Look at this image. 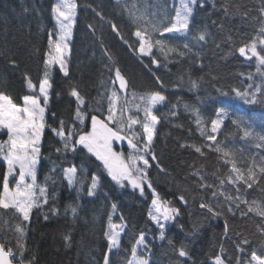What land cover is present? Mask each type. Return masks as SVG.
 <instances>
[{
  "label": "trees",
  "instance_id": "16d2710c",
  "mask_svg": "<svg viewBox=\"0 0 264 264\" xmlns=\"http://www.w3.org/2000/svg\"><path fill=\"white\" fill-rule=\"evenodd\" d=\"M74 3L77 15L69 43L68 75L56 65L51 68L46 127L37 167L39 184L51 177L47 182L48 202L34 208L29 221H22L11 209H0V243L6 250H12L13 261L21 264L23 251V264H104L108 251L104 232L113 204L117 210L112 222L126 224V228L119 250L109 254L110 264H128L141 233L145 237L144 250L138 248L137 255H150L148 264H214L211 260L217 255L224 264H238V260L239 264H247L253 249L264 254L261 231L264 218L248 212L245 203H239L238 208L233 204V211L228 212V202L219 195L220 180H224L222 190L226 194L233 197L239 194L241 200L249 204L255 201L264 207V175L257 172V183L252 188L239 183L237 193L236 186L227 183L231 169V164L225 163L228 158L215 151L219 144L235 153L237 166L245 175L253 163L257 166L264 163L261 159L264 149L255 146L258 141L243 138L231 122L233 118L243 119L255 133L264 134V95L258 93L256 103L246 104L233 92V89L254 92L256 86L264 92V68L258 67L255 58L248 60L238 52L239 47L250 44L260 34L259 29L264 25V0H204V7L198 3L187 39L171 41L180 50L183 43L189 42L193 51L183 57L173 53L165 60L154 49L159 67L151 63V57H141L134 51L139 44L133 35L135 25L128 15V10H132L130 0L120 3L74 0ZM55 4V0H0V92L18 105L28 94L26 77L35 85L43 78L45 53L49 51V36L54 29ZM112 24L117 26L119 36L113 32ZM200 32L208 34L206 42L197 43ZM259 51L264 49L259 46ZM117 68L127 81V89L118 92L119 106L127 107L128 114L140 119L143 114L136 112V105L143 107L141 97L153 92L168 95L173 86L178 91L171 102L154 110L159 122L151 153L147 155L152 188L145 186L143 195L137 189L117 185L101 162L86 150L64 151L60 138L52 131L59 129L61 121L65 129L74 125L77 132L90 131L92 115L104 119ZM193 81L197 84L195 89ZM73 88L85 101L84 125L75 120L77 101L70 95ZM194 110L200 114L204 131L211 126L218 110L229 113L216 134L217 141L211 142L207 135H201ZM134 130L142 135L139 125ZM6 137L7 133L2 131L1 141ZM182 144L200 146L204 154L181 147ZM126 147L121 148L125 156L129 152ZM73 165L83 183L70 188L63 175L64 169ZM5 170L6 165L0 159V187ZM94 174L100 187L90 197L87 188ZM202 183L213 187L201 188ZM153 189L161 201H168L179 210V215L163 229L164 239L160 238L162 230L148 215ZM213 191L217 192L215 198ZM181 196L186 203L181 201ZM201 203H211L214 208L220 205L223 215L213 216L200 207ZM17 225L23 227V236L16 232ZM244 240L248 243L243 244ZM18 243L25 248L21 250ZM238 245L243 252L238 251ZM181 247L188 252L187 257L179 256Z\"/></svg>",
  "mask_w": 264,
  "mask_h": 264
},
{
  "label": "snow or ice",
  "instance_id": "6c2138e0",
  "mask_svg": "<svg viewBox=\"0 0 264 264\" xmlns=\"http://www.w3.org/2000/svg\"><path fill=\"white\" fill-rule=\"evenodd\" d=\"M120 3V0H117ZM199 3L200 7H204V0H176L174 3L175 15L171 17L170 23L165 26L167 13L164 18H159V15L153 13L152 18L149 19L145 13L137 12L136 10H128L130 21L135 25L136 30L133 35L137 38L139 47L134 49L141 57H151V63L160 66L159 60L154 55V49L158 50L167 60L170 54L175 53L181 57L193 51L192 45L189 42L183 43V50L173 45L171 41L180 38L187 39L190 31L191 18L194 14L195 6ZM77 5L74 0H58L53 6L52 13L59 25V33L55 38V42L50 34L49 36V52L45 53V72L43 78L39 82L38 94L24 95L22 103L17 104L9 96L0 92V131L6 130L7 139L0 142V159L7 165V170L3 174L2 187H0V209L13 210L19 215L22 221H29L30 214L34 208H40L48 202V188L47 182L51 177H46L44 184H39L37 177V164L41 152V139L46 127L45 114L49 104V89L50 74L53 65H58L59 70L65 75H68L67 64L65 57L69 52L68 40L71 39L72 26L74 24V17L76 15L75 9ZM97 15H101L99 12ZM103 18V17H102ZM112 30L118 36L120 32L115 24H112ZM259 35L256 36L248 45L238 48L240 56L248 60L255 58L258 67L264 66V52L258 50V45L264 49V25L259 29ZM158 34V36H157ZM165 34L169 37L165 39ZM206 32H200L196 37L197 43L206 42ZM127 43V41H125ZM131 48V46H130ZM198 55V53H197ZM147 66V65H146ZM27 87L35 93L36 86L30 79L26 77ZM119 82V90L124 92L127 89V81L121 75L117 68L115 71V81ZM197 87L196 82H192V88ZM235 95L244 100L246 104H254L257 102V94L264 95L260 86H256L254 92L248 90L240 92L233 89ZM72 97L77 101V109L75 113V120L79 121L81 125L85 124V113L83 106L84 99L79 92L73 88L70 92ZM227 95V93H224ZM166 97L160 92H153L147 97H141L143 104L136 105V112L143 114V119L137 115L128 114L130 109L119 106L120 97L117 91H112L107 96L108 100V115L104 119L96 115L91 116L90 131L77 132L75 126H70L65 129L64 121L60 122L59 129H52L53 133L60 138L64 151L71 150L76 152L78 150H86L87 153L94 156L96 160L100 161L107 175L121 188L125 187V181L131 185L133 189H138L141 195L144 194V185L149 189L152 188L151 182L148 178L147 168L149 161L146 155L151 153V145L156 133V125L159 122L157 115L154 114V109L157 105L164 102ZM187 109V105L185 106ZM195 111V110H194ZM119 112V115H118ZM196 114V125L200 128L201 135H204V129L201 127L202 120L198 111ZM175 115V112L172 113ZM125 116L127 119L125 121ZM229 118L226 111L218 110L216 118L211 120V133L206 136L209 141H217V133L224 121ZM232 124L236 129L242 133L243 138H251L258 141L256 147L264 149V134H257L247 122L240 118H233ZM109 124H115L114 129ZM139 125L142 128V135L134 130L135 126ZM127 129V131H126ZM121 133H124L123 135ZM127 140L129 153L125 157L122 153L113 150V141ZM143 141V142H142ZM181 147H190L196 153L203 155L202 148L196 145H181ZM61 149H57L60 152ZM215 151L222 153L224 157L228 158L225 163L231 164L230 175L227 178V183L236 186L237 193H239L238 184L243 182L248 188H252L253 184L257 183V172L264 175V163L257 166L253 163L247 169V175L242 169L237 166L235 153L226 151L222 146L217 144ZM155 160V155H152ZM264 161V157L261 158ZM143 165V167H141ZM18 169V174H17ZM55 171V169L53 170ZM196 174V173H194ZM232 174H235L234 176ZM64 180L70 188L77 184H82L83 181L78 175V169L73 165L70 168L64 169ZM15 179V185L10 186V180ZM203 180V177H200ZM225 181L220 180L221 190L219 195L223 196L228 202V212L233 211L232 205L238 208L239 203L248 205V212L264 218V207L253 201L251 204L247 200H241L240 195L235 197L226 194L222 189ZM100 187V181L97 175H92L91 182L87 188L88 196H94ZM212 185L206 183L201 184V188H211ZM79 191V189H77ZM152 206L153 210H149V218L158 225L162 230L160 238L164 239L163 229L168 221L174 220L175 216L179 215L177 208L170 207L168 202H162L159 199L155 190H152ZM217 196V192L213 191V198ZM184 201V197H180ZM186 203V201H184ZM202 209H207L213 216L219 217L223 215V208L217 205L215 208L211 203H201ZM117 205H112V213L108 218V228L104 235L108 242V252L104 255V264H110L109 254L115 249L119 250L121 243V236L126 228V224H116L112 222V215L116 212ZM73 215L76 209H72ZM161 218L165 223L161 222ZM47 219V217H45ZM123 220V217H121ZM16 232L23 236V227L17 225ZM227 230V226H226ZM264 234V229L261 230ZM67 241V237L65 238ZM247 244L248 241H242ZM145 244L144 234L136 240L135 245L131 250V259L128 264H148L144 259L137 256L138 247ZM18 247L23 250L25 245L18 243ZM238 251L243 252L244 249L238 245ZM21 264H23V251L20 253ZM180 257H187L188 252L181 247L179 249ZM14 253L11 249H5L0 245V264H13ZM214 264H224V260L220 255L215 256ZM239 264V260H238ZM247 264H264V254L258 253L255 249L252 250L250 260Z\"/></svg>",
  "mask_w": 264,
  "mask_h": 264
},
{
  "label": "rangeland",
  "instance_id": "374dc122",
  "mask_svg": "<svg viewBox=\"0 0 264 264\" xmlns=\"http://www.w3.org/2000/svg\"><path fill=\"white\" fill-rule=\"evenodd\" d=\"M55 2L57 3L58 2V0H55ZM174 3H176V0H130V7H131V9L133 10H136L137 12H142V13H145L147 16H148V18L149 19H151L152 18V15H153V13H156V14H158L159 15V18H161V19H163L164 18V14L165 13H167V19L165 20V26H167L169 23H170V21H171V17L172 16H174L175 15V7H174ZM75 12H76V9H75ZM76 15H77V12H76ZM76 15H75V17H74V22H75V19H76ZM53 24H54V29L52 30V32H51V36H52V39H53V41L55 42V38H56V36H57V34L59 33V25L56 23V20H55V18H54V16H53ZM74 26H75V23L73 24V26H72V33H73V29H74ZM72 36H73V34L71 35V39H72ZM157 36H158V34H157ZM166 36H169V34H165V37ZM71 39L70 40H68L67 41V43H68V45H69V43H70V41H71ZM258 50H259V45H258ZM49 51H50V49H49ZM48 51V52H49ZM69 52H70V45H69ZM69 52H68V55L65 57V62H66V64H67V60H68V58H69ZM56 66H58V65H56ZM59 67V66H58ZM68 67V66H67ZM262 68H264V66H262ZM33 83V82H32ZM34 84V83H33ZM35 85V84H34ZM36 86V89H35V93H33V91L32 90H29L28 89V87H27V84H26V89H28V94H26V95H30V94H38V86H39V84L38 85H35ZM112 91H117V94H118V92H119V82L118 81H116L115 82V87H114V89L112 90ZM49 92H50V89H49ZM162 94V93H161ZM168 95H165V94H162V95H164L165 97H166V99H165V101L164 102H162L160 105H157L156 106V108L157 107H160V106H162L163 104H165V103H167V102H171L174 98H176L177 97V95H178V91L176 90V88L173 86V87H171V91H169L168 93H167ZM155 108V109H156ZM154 109V110H155ZM47 112V111H46ZM227 112V111H226ZM228 113V112H227ZM155 114V113H154ZM229 114V113H228ZM45 116H46V114H45ZM216 118V117H215ZM5 133H7L6 132V130H3ZM2 131H0V133H1ZM205 134L204 135H209V134H212L211 133V126L208 128V129H205ZM218 133V132H217ZM217 133H215V135L217 134ZM43 136V135H42ZM217 136V135H216ZM6 139H7V137H6ZM0 142H2L1 141V138H0ZM212 142V141H211ZM42 143V142H41ZM126 149H128V146L126 147ZM113 150L114 151H116V152H118V153H122L123 155H124V152H123V149H116L114 146H113ZM128 151H129V149H128ZM129 153V152H128ZM148 155V154H147ZM147 155H146V159H147ZM125 156V155H124ZM94 157V156H93ZM125 157H127V156H125ZM95 158V157H94ZM38 160H39V158H38ZM6 165V164H5ZM37 167H38V164H37ZM141 167H143V165H141ZM68 168H70V167H68ZM67 169V168H66ZM6 170H7V165H6ZM5 170V171H6ZM17 174H18V169H17ZM66 183H67V181H66ZM125 183V185L126 186H128V187H130V188H132L131 187V185H129V184H127V181H125L124 182ZM15 185V179H11L10 180V186H14ZM145 186H147L146 184L144 185V187ZM148 187V186H147ZM133 189V188H132ZM138 190V189H137ZM139 191V190H138ZM153 199V198H152ZM162 202H164V201H162ZM166 202H168V201H166ZM168 204H169V206L170 207H173V205L170 203V202H168ZM174 208V207H173ZM153 210L154 211V209H153V206H152V200H151V205H150V208H149V210ZM148 213H149V211H148ZM161 222L162 223H165L164 221H163V219L161 218ZM167 223H169V221L168 222H166V224H165V226L167 225ZM116 224H119V223H116ZM142 248L143 249V247H144V245H142V246H139L138 248ZM139 250V249H138ZM144 250V249H143ZM108 252V251H107ZM139 258H141V259H144V260H146L147 262H149L150 260H151V256L150 255H148V254H139V255H137ZM211 262L212 263H214V259L213 260H211Z\"/></svg>",
  "mask_w": 264,
  "mask_h": 264
},
{
  "label": "water",
  "instance_id": "95a60500",
  "mask_svg": "<svg viewBox=\"0 0 264 264\" xmlns=\"http://www.w3.org/2000/svg\"><path fill=\"white\" fill-rule=\"evenodd\" d=\"M110 126V125H109ZM111 127V126H110ZM113 146H115V147H117V148H119V149H121V148H123V147H126L127 146V140L125 139V140H123V141H119V142H117V141H113ZM0 245H1V243H0ZM13 264H16L14 261H13Z\"/></svg>",
  "mask_w": 264,
  "mask_h": 264
}]
</instances>
